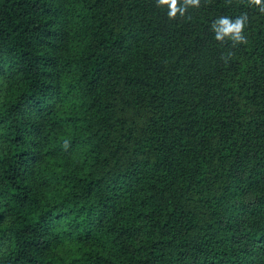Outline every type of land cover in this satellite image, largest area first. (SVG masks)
<instances>
[{
	"label": "trees",
	"instance_id": "trees-1",
	"mask_svg": "<svg viewBox=\"0 0 264 264\" xmlns=\"http://www.w3.org/2000/svg\"><path fill=\"white\" fill-rule=\"evenodd\" d=\"M0 264H264V13L0 0Z\"/></svg>",
	"mask_w": 264,
	"mask_h": 264
},
{
	"label": "clouds",
	"instance_id": "clouds-1",
	"mask_svg": "<svg viewBox=\"0 0 264 264\" xmlns=\"http://www.w3.org/2000/svg\"><path fill=\"white\" fill-rule=\"evenodd\" d=\"M247 4L249 6H256L261 13H264V0H247ZM156 6L166 9V15L169 20H175L178 16L180 18L185 17L189 8H199L201 0H156ZM247 21L248 17L246 13L234 19L228 16L219 17L211 24L215 40L221 45L231 42L233 47L246 44L247 39L244 35V30ZM64 147L65 149L69 147L67 141H65Z\"/></svg>",
	"mask_w": 264,
	"mask_h": 264
}]
</instances>
